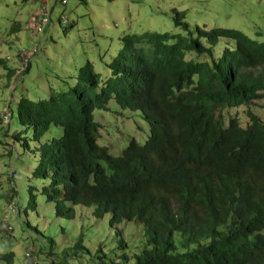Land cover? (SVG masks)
<instances>
[{
	"label": "trees",
	"instance_id": "1",
	"mask_svg": "<svg viewBox=\"0 0 264 264\" xmlns=\"http://www.w3.org/2000/svg\"><path fill=\"white\" fill-rule=\"evenodd\" d=\"M172 12L187 35H124L101 86L86 60L69 91L39 100L22 95L17 117L23 130L11 136L25 151L53 125L62 127L61 136L39 144L32 171L47 182L41 194L57 217L73 219L75 206H87L95 219L110 214V225H144L142 251L105 264H264V120L250 107L264 100V41L236 29H191L185 13ZM221 38L236 46L215 56ZM189 52L196 57L187 58ZM111 101L141 113L149 126L144 144L131 139L119 155L99 144L94 116ZM5 102L11 118L13 101ZM242 106L249 107L245 124L238 115L224 121V109ZM35 191L28 187L24 213L37 210ZM118 244L127 247L124 240ZM75 248L90 254L83 235ZM14 259L13 252H0V262Z\"/></svg>",
	"mask_w": 264,
	"mask_h": 264
},
{
	"label": "rangeland",
	"instance_id": "2",
	"mask_svg": "<svg viewBox=\"0 0 264 264\" xmlns=\"http://www.w3.org/2000/svg\"><path fill=\"white\" fill-rule=\"evenodd\" d=\"M62 1L0 0V108L3 113L0 120V252H13L14 264H27L28 249L38 264H50L52 260L59 264H105L111 259L120 261L124 253L130 257L140 253L147 242L142 223L123 220L110 225V214L95 219L92 207L75 206L73 219L56 216L55 205L47 203L41 194L47 182L34 179L32 171L39 157V144L61 136L63 130L53 125L39 142H30L31 149L24 151L21 143L11 136L23 130L17 117V103L22 95L39 100L52 91H69L76 83L80 65L86 60L93 63L101 86L110 77L106 63L120 49V38L124 35L146 32L187 35V31L175 25L174 9L185 13L184 21L191 29L196 26L236 29L264 41V0H65L66 4ZM44 10L49 11L50 21L42 24L40 33L36 34L29 24L33 14ZM235 44L232 39L221 38L213 48L215 56L225 46L234 48ZM26 53L31 54L29 69L20 81L23 72H18L22 55ZM195 57V52L187 54V58ZM12 70L15 74L10 80ZM7 98L13 101L11 118ZM250 107L264 120V100L254 101ZM248 110V106L224 109L222 116L228 121L238 115L245 124ZM94 116L100 123L99 144L113 155H119L131 139L144 144L149 135V126L141 113L121 109L112 101L107 111H95ZM24 136L31 138V130L27 129ZM29 186L36 188L37 210L24 213ZM12 202L15 203L13 211L9 209ZM81 235L90 254L75 248ZM51 238L55 242L52 257L47 256L52 252ZM122 240L127 243L125 249L119 247L118 242ZM99 246L102 253L97 254ZM102 254L105 257L98 259Z\"/></svg>",
	"mask_w": 264,
	"mask_h": 264
},
{
	"label": "built area",
	"instance_id": "3",
	"mask_svg": "<svg viewBox=\"0 0 264 264\" xmlns=\"http://www.w3.org/2000/svg\"><path fill=\"white\" fill-rule=\"evenodd\" d=\"M62 2H63V4L67 3V1H65V0H63ZM49 21H50L49 11H47V10L38 11V13L36 15H34V17H32L31 24H29V25L36 34H39L41 31V25L46 24ZM30 56H31L30 53H26V54L22 55V64H21L20 72H18V74L24 72L25 68L27 67L26 66L27 63L29 62L28 59ZM26 259H27V264H38L36 259L34 257H32L31 249H28V251L26 252Z\"/></svg>",
	"mask_w": 264,
	"mask_h": 264
},
{
	"label": "clouds",
	"instance_id": "4",
	"mask_svg": "<svg viewBox=\"0 0 264 264\" xmlns=\"http://www.w3.org/2000/svg\"><path fill=\"white\" fill-rule=\"evenodd\" d=\"M14 205H15L14 203H11V204L9 205V209L13 211V210H14Z\"/></svg>",
	"mask_w": 264,
	"mask_h": 264
},
{
	"label": "crops",
	"instance_id": "5",
	"mask_svg": "<svg viewBox=\"0 0 264 264\" xmlns=\"http://www.w3.org/2000/svg\"><path fill=\"white\" fill-rule=\"evenodd\" d=\"M34 15H35V14H33V16H32V17H34Z\"/></svg>",
	"mask_w": 264,
	"mask_h": 264
}]
</instances>
